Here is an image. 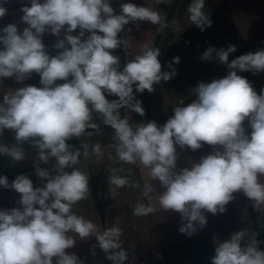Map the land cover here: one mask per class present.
Instances as JSON below:
<instances>
[{"label":"clouds","instance_id":"obj_1","mask_svg":"<svg viewBox=\"0 0 264 264\" xmlns=\"http://www.w3.org/2000/svg\"><path fill=\"white\" fill-rule=\"evenodd\" d=\"M6 3L0 0V19L8 13ZM204 9L205 0H191L187 7L189 21L202 32L212 24ZM19 11V23L0 27V85L5 79L24 85L2 92L0 137L9 130L15 143L0 140V155L21 162L26 159L23 145L34 148L33 170L40 186H34L28 173L11 182L0 175V187L19 194L17 206L0 209V264H85L68 250L77 238L92 236L97 241L90 250L93 256L98 246L111 264L128 261L118 222L101 231L92 219L74 211L91 192L88 172L78 167L81 157L99 161L105 154L99 142L79 147L69 143L86 133L103 134L94 113L112 130L115 159L147 170L141 195L150 197L157 191L152 181L158 182L159 208L180 214L181 233L191 236L205 227L207 213H224L237 193L253 202L254 210L264 209V88L257 92L239 74L264 73V48L229 60L237 51L235 45L209 46L201 59L225 65L226 75L199 81L191 89L194 99L187 104L180 100L165 123H133L121 110L144 117L137 94L154 92L155 85L176 74L175 69L169 63L170 71L162 70L159 47L144 45L123 65L114 53L128 46L121 36L126 26L147 22L160 31L168 27L159 11L131 0L120 3L119 11L112 0H27ZM172 24L178 30L177 22ZM45 34L56 37L51 45L55 55L43 41ZM173 63H179V57ZM33 74L39 76L40 86L24 83ZM205 145L211 147L209 153L178 168L181 152ZM108 159H113L111 153ZM53 160L49 168L41 167ZM123 172V167L110 169L113 195L126 186L140 187ZM156 211L143 202L133 207L137 217ZM247 235L240 230L224 240L214 236L211 264H264L261 242L255 235L245 240Z\"/></svg>","mask_w":264,"mask_h":264},{"label":"crops","instance_id":"obj_2","mask_svg":"<svg viewBox=\"0 0 264 264\" xmlns=\"http://www.w3.org/2000/svg\"><path fill=\"white\" fill-rule=\"evenodd\" d=\"M21 2L27 3V0H7L4 6L8 9V13L0 19V27L8 23H19V18L22 15L19 11ZM122 2H129V0H112V5L119 11V5ZM131 2L152 7L159 11L162 17L165 18L168 27L160 31L158 25L147 22H137L138 27L136 25L126 26V31L121 33V36L127 39L128 46L126 49H117L114 54L120 56L121 65H123L124 62L139 54L144 45L159 47L162 70L170 71L167 65L171 63L176 73L169 81H161L160 84L155 85L154 92L145 91L143 94H137V98L142 101L145 109L144 117L128 112L126 109L121 110L122 115L127 114L133 123L141 120H155L158 124L165 123L172 115V108L180 100H184L187 104L194 99L191 89L199 81L210 82L214 78L226 75L228 69L225 65L219 64L215 60L204 61L201 59L202 53L209 46L226 48L229 44L235 45L237 51L230 55L229 60L264 48V0L207 1L204 11L211 19L212 24L203 32L192 25L190 21L182 23L183 18L187 19L185 16L187 13L185 11L186 5L182 6L178 17H174L181 0H170V3H156V0H131ZM172 21L177 22L178 30L172 24ZM20 27L22 28L23 25H20ZM127 28H131V32H128ZM165 36L168 37L164 38ZM43 41L48 46L51 54L55 55L56 50L52 49L51 45L55 43L56 37L45 34ZM174 57H179V63H173ZM239 74L247 77L257 92L264 88V73L253 75L251 72H243ZM24 83L40 86L39 76L33 74ZM22 86L24 85L17 84L12 79L3 80V86L0 85V99H2L3 91ZM93 117L94 122L99 124L103 130L104 137L112 139V130L102 124L98 114L94 113ZM97 135L93 133V135L88 136L86 133L80 140L74 139L69 143L79 147L81 143ZM0 140L11 145L15 143L14 133L6 130ZM23 148L26 159L21 162H13L9 157L0 155V175H6L11 182L16 175L28 173L34 186H40V181L33 170L36 150L28 144H24ZM210 151L211 147L205 145L195 152L191 150L181 152L178 168L188 166L190 161L194 162ZM52 163H55V161L53 160L47 165L41 164V167L49 168ZM78 167L88 172L91 192L87 200L74 206V211L87 219H92L103 231L107 228V224L102 203V188L94 158L90 156L85 159L82 156ZM132 169L136 181L140 185L139 190L141 193L144 182L148 180L147 170L136 165H132ZM152 183L157 191L150 194V197H142L145 204H151L157 209L155 213L148 215V220L159 250L158 258L162 264H211V257L214 255L215 248L213 237L216 236L220 240H224L229 238L231 233L240 230L247 232L248 235L245 240L255 235V238L261 242L259 244L260 249L264 250V209L254 210L252 207L253 202L249 201L243 193L235 194L234 201L226 206L224 213L216 215L207 213L206 226L188 236L179 231L182 224L179 213L165 212L159 208L157 196L162 189L159 187L158 182L152 181ZM18 199V193L0 187V209L17 206L16 201ZM95 245H97V241L94 236L85 240L77 238L76 246L68 251L75 252L82 259H85V264H111V261L106 259L98 246L94 249L95 255L91 254L90 250Z\"/></svg>","mask_w":264,"mask_h":264},{"label":"rangeland","instance_id":"obj_3","mask_svg":"<svg viewBox=\"0 0 264 264\" xmlns=\"http://www.w3.org/2000/svg\"><path fill=\"white\" fill-rule=\"evenodd\" d=\"M207 1L209 2V0H205V4ZM190 2L191 0H181V4L175 12L174 17H178L183 5H186L185 11L187 12V7ZM185 16L187 19L183 18L182 23L189 22L188 13H186ZM167 37L168 36H165L164 38ZM110 139L111 138L104 137L102 134L90 140H86V143L89 145L99 142L105 153L103 159L99 161L96 160L95 157L93 158L99 176V183L102 188V203L107 227H111L118 222L119 226L123 229L121 240L129 257L126 264H162L161 260L158 258L159 250L151 231L148 216L137 217L133 215V207L135 204L137 202L144 203L139 187L132 188L126 186L125 188L118 189L115 195L111 194L109 191L110 186L108 184V177L110 175V169L113 167H123L124 172L121 173V175H126L130 182L137 183L132 165L121 164L115 159L114 150L110 147L113 141ZM109 153L113 156L112 160L108 159Z\"/></svg>","mask_w":264,"mask_h":264}]
</instances>
